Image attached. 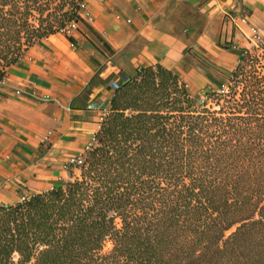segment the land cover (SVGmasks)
<instances>
[{
  "label": "trees",
  "instance_id": "obj_1",
  "mask_svg": "<svg viewBox=\"0 0 264 264\" xmlns=\"http://www.w3.org/2000/svg\"><path fill=\"white\" fill-rule=\"evenodd\" d=\"M83 3L0 0V82ZM224 77L198 97L160 66L122 79L80 175L0 207V264H264V45Z\"/></svg>",
  "mask_w": 264,
  "mask_h": 264
},
{
  "label": "crops",
  "instance_id": "obj_2",
  "mask_svg": "<svg viewBox=\"0 0 264 264\" xmlns=\"http://www.w3.org/2000/svg\"><path fill=\"white\" fill-rule=\"evenodd\" d=\"M82 22L29 48L0 82V207L72 181L112 82L160 66L190 94L219 88L264 40V0H84ZM29 90L45 101L15 94Z\"/></svg>",
  "mask_w": 264,
  "mask_h": 264
},
{
  "label": "built area",
  "instance_id": "obj_3",
  "mask_svg": "<svg viewBox=\"0 0 264 264\" xmlns=\"http://www.w3.org/2000/svg\"><path fill=\"white\" fill-rule=\"evenodd\" d=\"M84 9V3L81 5V12L83 11ZM80 14V13H79ZM77 27L76 24L74 23H71V24H68L66 26V28L64 29L63 33L69 35L71 31L75 30ZM261 45H264V40H259L258 39V42L255 46V48H258V46H261ZM139 72V71H138ZM120 87V83L119 82H112L111 84V90H112V94L118 90ZM16 95L18 96H23V97H27V98H30V99H33V100H36V101H45L46 99H43L41 97H38L37 95H35L34 93L30 92L29 90H25V89H22V90H17L15 92ZM87 110H92V111H98L99 112V116H98V120H99V125L101 122H103L105 120V118L108 116L109 114V106L108 107H102V105L98 104V103H91L87 106ZM95 143V140H94V136L93 138L91 139V142L89 145H87L84 149V153H82L81 155L77 156V157H73V158H70L67 162V168H80L82 165H83V162H84V155L90 151L93 147ZM30 197H25V196H22L18 203H23L25 201H27ZM17 203V204H18Z\"/></svg>",
  "mask_w": 264,
  "mask_h": 264
},
{
  "label": "rangeland",
  "instance_id": "obj_4",
  "mask_svg": "<svg viewBox=\"0 0 264 264\" xmlns=\"http://www.w3.org/2000/svg\"><path fill=\"white\" fill-rule=\"evenodd\" d=\"M38 43V42H37ZM37 43H35L34 45H36ZM257 50V49H256ZM259 50H257V52H258ZM254 52V51H253ZM227 79L225 78L224 80H223V82H221V84H223L224 85V88H225V86L227 85ZM218 89L219 88H217V89H215L214 91H218ZM189 93V92H188ZM189 95L190 96H193V97H198V96H200V94H190L189 93ZM70 174H71V180H73L74 178H76V177H78L79 175H80V170L78 169V168H76V169H74V168H72L71 169V171H70ZM231 231H233V230H231ZM230 233V232H229ZM110 248V245L107 243L106 245H105V247H104V251H107L108 249Z\"/></svg>",
  "mask_w": 264,
  "mask_h": 264
}]
</instances>
